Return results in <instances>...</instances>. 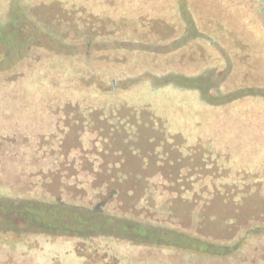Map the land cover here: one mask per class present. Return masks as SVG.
I'll list each match as a JSON object with an SVG mask.
<instances>
[{
    "label": "rangeland",
    "instance_id": "1",
    "mask_svg": "<svg viewBox=\"0 0 264 264\" xmlns=\"http://www.w3.org/2000/svg\"><path fill=\"white\" fill-rule=\"evenodd\" d=\"M0 264H264V0H0Z\"/></svg>",
    "mask_w": 264,
    "mask_h": 264
},
{
    "label": "trees",
    "instance_id": "2",
    "mask_svg": "<svg viewBox=\"0 0 264 264\" xmlns=\"http://www.w3.org/2000/svg\"><path fill=\"white\" fill-rule=\"evenodd\" d=\"M26 211V210H25ZM22 212V211H21ZM27 212V219L30 221V222H40V220L45 217V215L48 214V212H44L42 218L40 219L39 217H35L36 219H34V217L31 215L30 212L26 211ZM92 219L94 220V222H99L97 221L96 219H94V217L91 215V216H88V215H79V214H74L73 215V220L76 221V222H87L88 219ZM53 220V218H51ZM72 220V221H73ZM90 222V221H89ZM81 224V223H79ZM85 224V223H83ZM122 231H124L123 233L124 234H127V236L129 237V239H138V238H149V237H155L153 234H149L147 232V230L144 229L143 226L141 225H138V224H134L133 226L132 225H121V226H118ZM158 243V242H157ZM195 245H197V248L200 252H203V253H209V254H217L219 253L217 250H213V248L211 249V247L208 245V244H205V243H196ZM214 251V253H213ZM220 253H223V252H220Z\"/></svg>",
    "mask_w": 264,
    "mask_h": 264
}]
</instances>
